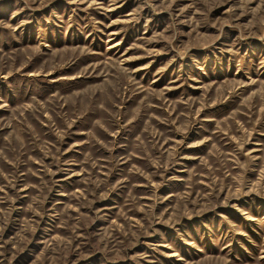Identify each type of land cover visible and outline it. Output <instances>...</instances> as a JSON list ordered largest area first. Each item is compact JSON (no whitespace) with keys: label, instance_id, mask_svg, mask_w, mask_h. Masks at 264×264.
<instances>
[{"label":"rangeland","instance_id":"rangeland-1","mask_svg":"<svg viewBox=\"0 0 264 264\" xmlns=\"http://www.w3.org/2000/svg\"><path fill=\"white\" fill-rule=\"evenodd\" d=\"M0 264H264V0H0Z\"/></svg>","mask_w":264,"mask_h":264}]
</instances>
